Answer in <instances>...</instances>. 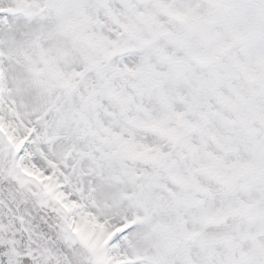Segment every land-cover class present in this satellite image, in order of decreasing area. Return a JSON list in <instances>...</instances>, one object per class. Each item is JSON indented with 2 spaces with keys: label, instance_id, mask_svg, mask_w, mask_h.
I'll return each mask as SVG.
<instances>
[{
  "label": "snow or ice",
  "instance_id": "snow-or-ice-1",
  "mask_svg": "<svg viewBox=\"0 0 264 264\" xmlns=\"http://www.w3.org/2000/svg\"><path fill=\"white\" fill-rule=\"evenodd\" d=\"M0 264H264V0H0Z\"/></svg>",
  "mask_w": 264,
  "mask_h": 264
}]
</instances>
